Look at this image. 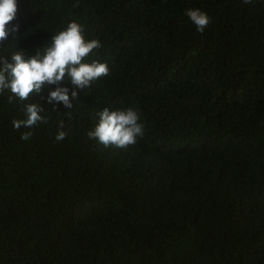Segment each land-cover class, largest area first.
Segmentation results:
<instances>
[{"label": "trees", "instance_id": "16d2710c", "mask_svg": "<svg viewBox=\"0 0 264 264\" xmlns=\"http://www.w3.org/2000/svg\"><path fill=\"white\" fill-rule=\"evenodd\" d=\"M17 7L19 38L0 41L8 62L74 21L109 74L85 89L65 80L71 109L47 102L55 85L29 101L0 93V264H264V0ZM189 8L210 17L203 33ZM28 102L46 123L16 130ZM105 107L137 110L143 137L89 140Z\"/></svg>", "mask_w": 264, "mask_h": 264}, {"label": "clouds", "instance_id": "9594fccd", "mask_svg": "<svg viewBox=\"0 0 264 264\" xmlns=\"http://www.w3.org/2000/svg\"><path fill=\"white\" fill-rule=\"evenodd\" d=\"M245 4L252 0H243ZM18 11L17 0H0V41L11 34L18 39L19 25L11 24ZM195 29L203 33L210 24V17L198 8L185 10ZM85 29L77 22H69L65 28L51 35L50 40L35 50L32 55L13 52L11 62L0 56V93L10 91L9 102L13 97L21 101H29L33 94H39L42 89L55 85L46 98L48 103H61L65 108L71 109L72 104L68 95L69 89L60 86L68 80L74 89L89 88L95 80L107 76L109 68L107 63L96 60L88 62L87 58L93 50L100 47L99 41L85 39ZM77 91L71 92L76 98ZM43 109L35 103H25L22 112L25 119H14L13 128L32 129L39 123H46V118L40 113ZM71 119L70 112H66ZM97 121L93 128L87 132L89 140L95 139L105 148L115 146L126 148L137 142L144 135V125L140 122L138 111L129 108L109 109L103 108L97 113ZM64 123H58V132L55 135L57 142L65 139L67 133L63 131ZM32 132L25 131L20 139L27 141Z\"/></svg>", "mask_w": 264, "mask_h": 264}]
</instances>
